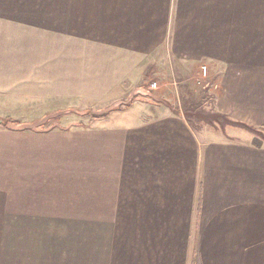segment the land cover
<instances>
[{"label": "crops", "instance_id": "crops-1", "mask_svg": "<svg viewBox=\"0 0 264 264\" xmlns=\"http://www.w3.org/2000/svg\"><path fill=\"white\" fill-rule=\"evenodd\" d=\"M177 64L264 134V0H0V118L106 108L0 123V264H264V141L200 139Z\"/></svg>", "mask_w": 264, "mask_h": 264}, {"label": "rangeland", "instance_id": "rangeland-1", "mask_svg": "<svg viewBox=\"0 0 264 264\" xmlns=\"http://www.w3.org/2000/svg\"><path fill=\"white\" fill-rule=\"evenodd\" d=\"M177 67V73H175V75L171 74L172 77H170L171 79L168 80V82L173 81L174 85H165V87H167L169 95L173 96L172 99L175 100H172L171 102L172 104L174 103L173 106L187 118L191 127L198 134L200 139L207 140L216 136L221 139L234 138L236 140L239 139V141H248L250 136H255L257 140H261L264 137V134L259 133L256 128L247 124L248 126H250L248 127L247 125H243L242 122H238L233 119H228L217 111L215 104V94L219 84L217 82L218 78L215 75H218L220 71V69L218 68L219 66L217 67L216 65H213L212 72H209L211 73L210 78L215 79L216 77L214 82L217 84V88H214L213 86L210 88H204L207 79H201V82L199 81V65L196 66L194 64H190L189 66L188 64H186L180 67L177 64ZM160 69L161 73L156 70L157 73L155 76L163 80V78L167 77V75H165V77H163L162 75L163 73H165L166 67L161 66ZM170 70L175 69L172 67ZM155 82H157V80H155ZM174 87L177 88L176 96L175 94H173ZM144 94L138 93L136 94V96H139V100H142L143 98H145V96H148ZM131 100V98H128L127 100L122 102L120 107H127V104H129ZM73 106L74 105L71 103L69 108L62 107L63 109L61 111H64V113L69 116L67 119L64 117H62L61 119L55 118V116L58 115V111H54V113H51V110H57L60 108H57L58 106H54L53 104H44L40 107H37L36 111L38 112L32 113V115L34 116L33 118H30L29 113L27 112L23 114V118L21 119H13L9 115L1 116V119L9 121L7 123H10L12 125L18 124V122L22 124L29 123V128L35 129H53L57 128L58 126H60L59 128H69L72 126L88 127L92 125V121L95 119V117L102 114V110H106V108H100L102 106H93V104L91 105V107H83L77 105H75V107ZM113 107L119 106L114 105ZM44 113H48L47 117H40Z\"/></svg>", "mask_w": 264, "mask_h": 264}, {"label": "built area", "instance_id": "built-area-1", "mask_svg": "<svg viewBox=\"0 0 264 264\" xmlns=\"http://www.w3.org/2000/svg\"><path fill=\"white\" fill-rule=\"evenodd\" d=\"M200 69H201V79H202V80H206V79H207V74H208L207 66H206L205 64H202ZM212 86H213L214 88H217V84H216L215 82H208V81L206 80V83H205V85H204V88H205V87L210 88V87H212ZM146 87L149 88V89H154V88L157 87V83H156L155 81L149 82V83L146 85Z\"/></svg>", "mask_w": 264, "mask_h": 264}, {"label": "water", "instance_id": "water-1", "mask_svg": "<svg viewBox=\"0 0 264 264\" xmlns=\"http://www.w3.org/2000/svg\"><path fill=\"white\" fill-rule=\"evenodd\" d=\"M0 123L4 124L3 120L1 118H0ZM6 127L11 128V129H21V128H23V126H14V125H12L10 123H7Z\"/></svg>", "mask_w": 264, "mask_h": 264}, {"label": "trees", "instance_id": "trees-1", "mask_svg": "<svg viewBox=\"0 0 264 264\" xmlns=\"http://www.w3.org/2000/svg\"><path fill=\"white\" fill-rule=\"evenodd\" d=\"M3 121L6 122V123L3 122V123H4V124H3L4 126H6V125H7V122H9V121H6L5 119H4ZM242 124H243V125H247V124H244V123H242ZM13 125L16 126V124H13ZM247 126H248V125H247ZM248 127H250V126H248ZM254 140H255L254 142H255L256 144H259V143H261V142L264 141V137H263L261 140H257L256 137H255ZM259 141H260V142H259ZM257 142H258V143H257Z\"/></svg>", "mask_w": 264, "mask_h": 264}]
</instances>
